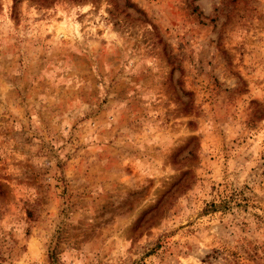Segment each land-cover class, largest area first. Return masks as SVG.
<instances>
[{"label":"rangeland","instance_id":"1","mask_svg":"<svg viewBox=\"0 0 264 264\" xmlns=\"http://www.w3.org/2000/svg\"><path fill=\"white\" fill-rule=\"evenodd\" d=\"M0 264H264V0H0Z\"/></svg>","mask_w":264,"mask_h":264}]
</instances>
